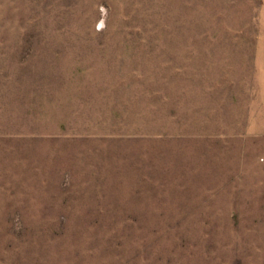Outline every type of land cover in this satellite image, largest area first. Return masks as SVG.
Masks as SVG:
<instances>
[{
	"label": "rangeland",
	"instance_id": "1",
	"mask_svg": "<svg viewBox=\"0 0 264 264\" xmlns=\"http://www.w3.org/2000/svg\"><path fill=\"white\" fill-rule=\"evenodd\" d=\"M0 264H264V0H0Z\"/></svg>",
	"mask_w": 264,
	"mask_h": 264
}]
</instances>
